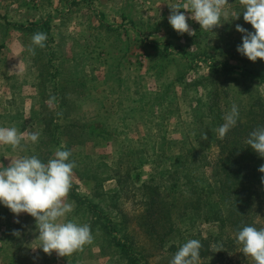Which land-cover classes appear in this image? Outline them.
Instances as JSON below:
<instances>
[{"label": "rangeland", "instance_id": "obj_1", "mask_svg": "<svg viewBox=\"0 0 264 264\" xmlns=\"http://www.w3.org/2000/svg\"><path fill=\"white\" fill-rule=\"evenodd\" d=\"M184 2L0 0V75L4 74L0 77V127L40 133L38 142L27 143L23 152L14 153L0 145V166H8L11 158L22 155L48 160L57 148L65 149L64 142L83 141L70 149V159L77 166L67 197L74 206L68 219L89 224L94 242L68 258L55 252L45 254L47 264L53 260L56 264H127L121 246L112 238L120 240L123 232L130 230L137 246L136 264H169L188 239L212 242L213 253L201 258L200 264H251L239 248L228 252L219 248L228 234L220 224L206 222L201 216H180L176 231L160 244L138 226L135 216L140 212L141 197L132 188L127 190L128 182L120 192L122 197L115 196L119 191L113 177L116 170L122 174L130 170L139 186L152 179L162 186L169 179L172 159L186 160L188 144L206 145L212 158L218 154L216 120L208 109L215 102L210 94L215 86L208 80L214 67L231 66L245 77L251 76L243 73L245 68L264 75V60L252 62L237 51L243 34L236 25L254 31L243 19L239 0H228L224 8L227 16L213 32L202 30L198 22L189 19L194 36L178 35L168 21L169 5ZM235 15H240L239 19ZM36 32L46 33L47 40L46 46L37 47L33 54L30 47ZM7 72L10 77L6 78ZM241 83L238 93L249 88L241 99L250 94L264 97V84ZM218 84V91L229 92L223 79ZM50 121H78L84 131L73 127L61 138V134L45 133V123ZM54 136L59 143L52 141ZM207 177L213 182L211 169ZM73 192L89 199L98 207L97 213L112 222L121 224L119 214H125L130 230L119 225L122 232L107 235L94 223L98 219L94 213L70 197ZM0 215L14 214L0 204ZM18 224L15 230L27 225L38 237L35 219Z\"/></svg>", "mask_w": 264, "mask_h": 264}, {"label": "trees", "instance_id": "obj_2", "mask_svg": "<svg viewBox=\"0 0 264 264\" xmlns=\"http://www.w3.org/2000/svg\"><path fill=\"white\" fill-rule=\"evenodd\" d=\"M213 71L208 80L215 86V90L210 92L215 102L208 106V109L216 120L217 128L223 124V116L230 110L232 103L238 105L240 113L237 125L227 133L224 139L221 140L217 134L215 135L214 141L219 149L218 154L212 158L207 153L206 145L188 144L186 160L181 161L179 157L172 159L169 179L162 186L153 179L141 183L139 186L137 185L139 180L132 179L130 170H127L125 174L116 170L113 177L117 180L119 187V191L115 194L116 197H122L120 192L127 182V190L132 188L134 193L139 194L141 198L138 210L140 212L135 216L137 224L139 227L145 228L143 230L148 232L150 237L157 240L158 243L166 242L167 237L176 231V222L180 216L191 214L201 216L206 222L220 224L224 228L222 231L225 230L228 236H223L221 231L220 236H223L222 239L226 242L219 246V248L228 249L226 251L224 248V253L223 250H220L224 255L225 251L239 248L234 239L238 230L244 226H254L258 229L264 227V182L261 179L264 177V173L258 171L260 165L264 164V158L259 157L245 142L250 132L257 127L264 126V97L250 94L249 98L241 99L243 94L249 91V88L247 87L240 93L237 88L240 86V82H242L241 85H244L246 81L249 84L257 81L264 84V75L256 70L245 68L243 73L247 71L251 75L245 77L244 74L238 73L231 66H225L220 70L214 67ZM220 79L227 82L229 92L217 90ZM73 127L84 131V125L79 124L78 121L67 124L50 121L48 124L45 123V133L61 134V138H65L68 136V130ZM55 137L52 141L59 143V139H55ZM208 139L204 142L207 143ZM52 141L49 143H53ZM82 143L83 141L68 140L63 144L66 150H70L71 147ZM41 160L47 161L45 158ZM209 169L212 170L213 182L207 177ZM70 197L94 213V217L98 218L94 223L100 224L107 235H112L117 231L122 232L117 228L119 225H125V228L130 230V221L125 217V214H119L122 217V222L117 224L98 214V207L92 204L89 199L75 192L70 193ZM132 233L133 230H130V233L129 231L123 232L120 240L118 237L112 238V241L121 246L126 259H128L127 264H136L134 256H138L135 250L137 248L135 236ZM123 240L124 242H122ZM201 243L203 247L200 250V256L207 258L209 253H213L210 248L212 242L209 239ZM172 248L176 249L175 246Z\"/></svg>", "mask_w": 264, "mask_h": 264}, {"label": "clouds", "instance_id": "obj_3", "mask_svg": "<svg viewBox=\"0 0 264 264\" xmlns=\"http://www.w3.org/2000/svg\"><path fill=\"white\" fill-rule=\"evenodd\" d=\"M243 6V19L252 25L254 31H248L237 24L236 30L242 35V44L237 51L250 61L264 60V0H239ZM228 0H186L183 4L169 5L168 21L178 35L185 33L194 36L188 20L198 22L201 29L211 31L222 26V17ZM181 9L190 13L187 16ZM240 15H235L239 19ZM47 34L36 32L32 36L30 51L35 54L38 47L43 49ZM238 105L232 103L230 110L223 116L215 132L219 139L237 125ZM39 132H20L16 127H0V145L7 146L12 152H23L27 143L36 144ZM204 139H207L205 135ZM246 144L261 158H264V126L249 133ZM72 153L57 148L47 162L37 155H22L11 158L8 166H0V204L8 208L16 217L28 214L35 219V231L39 247L49 256L55 252L58 257H71L82 252L86 245L94 242L91 226L68 219L73 212V203L67 201L71 188V177L76 168L71 160ZM258 171L264 173V164ZM264 182V177L261 178ZM19 223V220H16ZM14 235H19L14 230ZM235 243L251 264H264V227L244 226L234 236ZM202 243L197 239H188L179 246L169 264H200ZM216 248L215 245L212 246ZM220 250H216L219 252Z\"/></svg>", "mask_w": 264, "mask_h": 264}, {"label": "crops", "instance_id": "obj_4", "mask_svg": "<svg viewBox=\"0 0 264 264\" xmlns=\"http://www.w3.org/2000/svg\"><path fill=\"white\" fill-rule=\"evenodd\" d=\"M0 14H2V8H0ZM2 76L4 77V74L0 75L1 78ZM7 76L10 77V72H7L6 78ZM10 103L7 102L6 105ZM17 219L22 224H27L34 220L29 215L19 217L15 215H0V228H2L0 232V264H47V259L44 257L46 253L41 248H38L39 241L35 240L36 236L27 228V225L17 227L18 231L14 229V225L18 224L16 222ZM14 230L19 235H14ZM86 253L88 254L89 252L87 251ZM18 255H22V258H19ZM31 257L37 259L30 260ZM53 262V264L57 263L55 260Z\"/></svg>", "mask_w": 264, "mask_h": 264}]
</instances>
